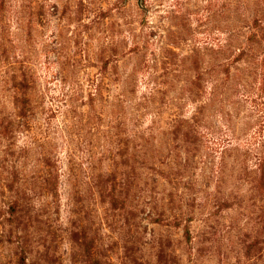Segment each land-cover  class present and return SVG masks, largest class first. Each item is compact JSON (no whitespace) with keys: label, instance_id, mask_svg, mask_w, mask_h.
<instances>
[{"label":"rangeland","instance_id":"374dc122","mask_svg":"<svg viewBox=\"0 0 264 264\" xmlns=\"http://www.w3.org/2000/svg\"><path fill=\"white\" fill-rule=\"evenodd\" d=\"M0 264H264V0H0Z\"/></svg>","mask_w":264,"mask_h":264}]
</instances>
